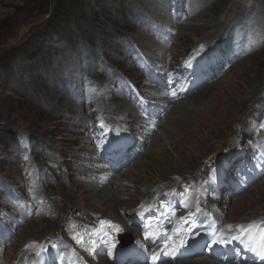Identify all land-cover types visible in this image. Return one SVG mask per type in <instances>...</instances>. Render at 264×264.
<instances>
[{"label":"rangeland","instance_id":"rangeland-1","mask_svg":"<svg viewBox=\"0 0 264 264\" xmlns=\"http://www.w3.org/2000/svg\"><path fill=\"white\" fill-rule=\"evenodd\" d=\"M69 3L77 6V15L88 25L86 35L77 30L76 16L68 20L65 4ZM201 12L205 16L197 18ZM239 15L240 21H235ZM233 22L238 23L233 25ZM244 24L249 28L254 25L249 30L251 39L255 40L256 35L264 37V0H0V68L7 71L9 78L18 79L25 92L21 97L17 91L10 90L7 83L3 85L0 81V100L7 101L5 104L0 102V217L17 215L18 196L25 197L22 199L25 205L30 201L33 211L28 219H24L26 225L11 240L13 243L7 252L1 246V252H5L3 262L8 263L6 261L12 258L13 252L21 253L30 244L26 242L29 237L38 243L44 237L60 233L63 217L68 213L75 217L76 212H83L80 216L85 217L83 222L87 229L96 226L90 221L93 219L97 225L110 223L117 226L118 232L125 231V222L113 223L104 218L120 220L121 209L124 213L133 211L141 202L155 199L152 196L144 198L151 185L169 183L177 186L188 179L196 181L208 157L214 159L234 145L245 144L246 137L252 139L255 136L249 132L240 134L246 131L245 128L250 130V123H245V128L241 126L245 115L259 112L257 119L264 123V40L260 37L261 47L259 41L249 43L247 51L220 79L186 97L188 106L181 115L175 116L179 123L173 124V119L159 123L150 147L128 170L120 173L125 176L122 180L125 179L128 186L114 191L109 185L108 201L102 206L78 180L81 173L74 170V163L79 162L83 154L79 147L84 139L79 130L81 127H76L72 119L81 114L64 90V87L70 90V86L80 89L79 67H83L84 59L86 62L101 53L105 56H102L104 61L108 62L106 57L111 58L112 66L125 74L123 77L140 84L142 77L133 67L136 56L133 55V61L124 57L127 52L124 41H135L132 54H136L137 49L151 56L157 54L153 48L167 51L165 60L171 58V64L177 66L197 51L227 44L232 40V34ZM186 25H196L197 30L188 29ZM168 27L176 35L167 49L154 42L152 37L156 35L158 41V32L165 33ZM189 34V38L184 37ZM234 43V46L244 45L246 40ZM206 44L207 48L201 47ZM254 48L256 50L252 52ZM21 56H27V67L18 60ZM99 73L91 75L97 78ZM110 74L121 82L122 77L115 71ZM105 89L109 91L103 99L105 109L128 113L131 118L135 116L134 106L124 101L121 94L113 103L109 100L111 90L108 86ZM199 117L203 119L202 131L185 139L179 129H193L195 119ZM178 125L180 128L169 135V140H163L170 127ZM32 136L39 139L40 151L30 153L29 157L23 156L22 138L34 144ZM36 165L40 172L46 170L43 179ZM20 172L27 175L33 186L23 183ZM118 184H114L115 189ZM160 185L157 189H161ZM13 194L18 196L13 197ZM109 198L120 199L125 207L116 208ZM224 216L225 221L232 223L264 218V179L243 196L229 202ZM41 226L43 230L39 232ZM10 251L12 255H8Z\"/></svg>","mask_w":264,"mask_h":264},{"label":"bare ground","instance_id":"bare-ground-1","mask_svg":"<svg viewBox=\"0 0 264 264\" xmlns=\"http://www.w3.org/2000/svg\"><path fill=\"white\" fill-rule=\"evenodd\" d=\"M205 15H202V12H201V14H199L198 15V17L197 18H199V17H204ZM186 26H188V29H194V31H195V29L197 30V28H195V27H197L196 25H186ZM200 29H202L203 27H199ZM184 37L185 38H189L190 37V34L189 35H184ZM177 42H178V39H177ZM197 46V45H196ZM164 50H159V52H160V54L163 52ZM167 52V51H166ZM165 52V53H166ZM185 100H186V98H184L183 100H180L179 102H177V103H175L173 106H172V108L170 109V111H169V114H168V116H166V118L164 119L165 121L166 120H172V123L173 124H177V123H179L178 122V120L177 121H175L176 120V117L175 116H179V115H181L183 112H184V110L186 109V107L185 106H188V105H186L185 104ZM182 104V105H181ZM130 107V106H129ZM119 108H121V107H119ZM123 109V108H122ZM126 110V112H127V109H125ZM128 112L129 113H131L132 112V109H131V107H130V110H128ZM65 116V115H64ZM234 117V116H233ZM196 118V117H195ZM202 118L201 117H199V118H197V119H195V125H194V128L193 129H181L180 128V126L178 125L177 127H174V128H172V126L170 127V130L167 132V137H165L163 140H166V141H168L169 139H168V137H169V135L170 134H172L173 135V133L172 132H175L176 131V129H178V128H180L179 129V132H181V135L182 136H184L185 137V139L186 138H189L191 135H193V134H195L196 132H199V131H202ZM170 122V121H169ZM167 123V122H166ZM209 124V123H208ZM207 124V125H208ZM169 128V127H168ZM165 132V131H164ZM163 134V133H162ZM199 135V134H198ZM163 140L162 141H158L159 143H162L163 142ZM156 141H157V139H156ZM160 155H161V153H160ZM164 155V154H163ZM148 169V168H147ZM149 171V170H148ZM127 174V173H126ZM132 174V173H131ZM125 177V176H124ZM123 177V175L122 176H120V179L118 180V186L116 187V189H114V191H116L118 188H120L121 190H124L125 189V186H124V184H120L121 183V179H123L124 178ZM128 178H132V176H128ZM122 181H124V182H126L125 181V179L124 180H122ZM160 184H162V183H158V184H156V185H151V187L149 188V189H147V192H146V194L144 195V198H150L151 196H153V195H155V194H157V189L156 188H158V186L160 185ZM108 185L107 186H104V187H98L96 184H94V186L92 187V186H87V189H89L88 191L89 192H91V194L95 197V198H98V203L100 202V205H104V204H106V202L108 201V199H106V195H108V194H110V192L107 190L108 189ZM160 188V187H159ZM154 190V191H153ZM112 195H115V194H113L112 193ZM161 195V194H160ZM133 196H136V195H133ZM129 198V197H128ZM109 199H112V198H109ZM130 199V198H129ZM113 200V199H112ZM113 203L116 205L115 207L116 208H118V207H120V206H122V205H124V207H125V203L124 202H122L120 199H115V200H113ZM256 217V216H255ZM116 219V218H115ZM40 221H42V220H40ZM41 230H43V226H41L40 228H39V232L41 231ZM39 232H37V234H39ZM137 231L136 230H133V229H128V233L129 234H135ZM32 238H34V237H32ZM26 242H30V244H28L27 246H25V248H23V250H22V252L20 253V252H18V253H14L13 252V255H12V251H10V253L11 254H9L8 253V255H12V258L11 259H8L6 262H8V263H6V264H16V263H18V262H23L24 263V261L26 262L27 261V257H28V255L27 254H29V253H31L32 251H33V249H35L36 247H37V245H38V243L40 242V241H38V243L36 242V241H32L31 239H30V237H29V239L26 241ZM36 243V244H35ZM34 244V245H33ZM136 247H130V248H128V250L127 251H125V253H133L134 254V256L135 257H139L138 256V253H137V251H136V249H135ZM3 250V248L0 246V252ZM144 252V253H143ZM145 253H149V248L148 247H146V248H143V251H142V255L143 254H145ZM150 254V253H149ZM144 256H146V254L144 255ZM142 258V257H141ZM143 259V258H142ZM102 264H107L105 261H102ZM151 264V263H150ZM174 264H188V262H186V261H182V262H174ZM194 264H216V263H213L212 261H209V260H201L200 262H195Z\"/></svg>","mask_w":264,"mask_h":264},{"label":"trees","instance_id":"trees-1","mask_svg":"<svg viewBox=\"0 0 264 264\" xmlns=\"http://www.w3.org/2000/svg\"><path fill=\"white\" fill-rule=\"evenodd\" d=\"M65 8L67 11V15L69 17L68 20H73V16H76V20H77L76 23L78 25L77 30L86 35V32H88V31H86V29H88L89 27L87 24H85V21L82 22V18H79V16L77 15V11H78V10H76L77 6H74L71 3H69V4H65ZM66 23H68V21H66ZM18 60L20 61V63L24 67H27L28 62L25 61V60H27V56H21L20 58H18ZM8 78L9 77L7 76V71L5 69L0 68V81L3 82V85L7 83V87L10 90H12L14 93H16V91H17L19 93V95L21 94V97H24L25 92L23 93V91H22L23 88L20 87V82L18 81V79H16V81H14L15 80L14 78H9V79ZM0 102L3 104L7 103V101L4 99L0 100ZM7 106H9V105H7ZM9 112H10V110H9Z\"/></svg>","mask_w":264,"mask_h":264},{"label":"snow or ice","instance_id":"snow-or-ice-1","mask_svg":"<svg viewBox=\"0 0 264 264\" xmlns=\"http://www.w3.org/2000/svg\"><path fill=\"white\" fill-rule=\"evenodd\" d=\"M173 95H175V93H173ZM197 211H200V209L197 208ZM174 214H175V213L173 212V215H174ZM186 234H188V233H186ZM189 235H191V236H195L196 233L193 231V232L190 233ZM241 235H242V234H241ZM145 239H149V234H148V233H145ZM236 240H240V236H233V237H231V240H228V239L215 240V239H213V240L210 241V245L220 244L222 247H226L229 243H231V241H236ZM180 246H181V247L185 246L184 243H183V240H181V245H180ZM112 247H115V244H113ZM168 248H169L168 243L165 242L164 249L162 250V254H163V255H170V254H171V253L168 251ZM175 250H176L175 248L172 249V251H175ZM108 255L111 257V256H112V252L109 251V252H108ZM158 259H159L158 256L153 255V257H152L153 264H157V260H158Z\"/></svg>","mask_w":264,"mask_h":264}]
</instances>
